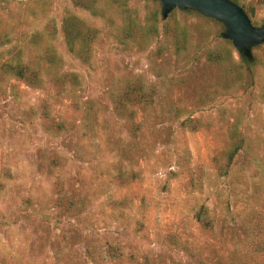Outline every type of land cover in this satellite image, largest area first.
I'll list each match as a JSON object with an SVG mask.
<instances>
[{
    "label": "rangeland",
    "instance_id": "obj_1",
    "mask_svg": "<svg viewBox=\"0 0 264 264\" xmlns=\"http://www.w3.org/2000/svg\"><path fill=\"white\" fill-rule=\"evenodd\" d=\"M241 1L261 26L264 0ZM104 8L111 20L70 0H0V64L38 62L52 45L62 70L81 80L73 93L56 85L54 71L41 88L0 74V257L7 264H264V42L247 62L233 45L230 56L214 62L207 54L226 49L216 21L200 13L169 17L175 9L163 19L158 0H133L129 12L139 23L157 13L159 34L141 45L123 43L115 27L122 9L107 2ZM68 13L100 29L88 63L66 49L61 23ZM162 19L185 27L181 53L164 35ZM136 76L159 90L153 106L139 112L142 129L133 138L107 87ZM87 101L95 132L85 136ZM43 107L68 130L45 132ZM187 118L201 127L181 128ZM233 130L244 145L228 175L219 176L213 158L229 147ZM52 152L62 165L48 163L43 154ZM119 170L139 178L121 185ZM58 176L69 198L83 200L73 213L47 201ZM200 206L209 209L210 228L195 218ZM108 244L120 248L118 258L105 252Z\"/></svg>",
    "mask_w": 264,
    "mask_h": 264
},
{
    "label": "trees",
    "instance_id": "obj_2",
    "mask_svg": "<svg viewBox=\"0 0 264 264\" xmlns=\"http://www.w3.org/2000/svg\"><path fill=\"white\" fill-rule=\"evenodd\" d=\"M70 1L75 6L91 12L94 16L103 19L105 18L106 20H111V16L108 15L107 9L104 8V4L106 2L109 6L116 4L119 9H122V18H120L121 23L119 22L115 25L117 30L116 35L123 43L130 41L141 45L149 38L159 34L157 19H155L157 13H154L152 15L154 17L147 23H139L137 12L134 10L133 15L129 12L128 3L133 0ZM232 1L244 6V3L241 0ZM176 12L200 15L199 12L191 9H175L169 17H172ZM206 18L216 21L221 30H224V26L221 22L210 17ZM162 21L164 35L171 39L175 53H181L186 49L187 43V31L185 27L177 22L172 24L163 19ZM49 29V36H52L51 38H53V35L55 34L54 27L51 25ZM61 32L67 51L81 61L88 63L91 56V45L99 36L100 29L87 24L80 17L68 13L62 19ZM225 42L226 49L223 52L217 50L207 54L209 60L219 62L225 57L231 55L233 44L230 40H226ZM4 43L5 41L0 36V46ZM239 54L244 62L248 61L249 58L245 57L242 53ZM62 69L61 59L57 56L55 48L52 45H48L46 49H44L38 62L5 61L0 64V74L13 76L33 88H41L46 81L45 75L54 71L53 81L56 85L64 88V91L66 89V92L74 93V90L80 86V75L77 72ZM67 84L69 86L68 88H66ZM158 90L159 86L156 83L147 82L143 76L119 78L116 80L112 79L108 84L107 94L112 103L113 112L117 117L123 120L127 131L133 138H137L142 129V122L138 120L139 112L144 113L153 106L158 95ZM85 108L81 126L83 135L88 136L93 135L95 132L92 114L93 104L87 101L85 103ZM41 120L44 131L49 134L60 135L68 130L64 121L52 117L46 107H43L42 109ZM179 125L181 128L195 131L201 127V122L198 119L187 118L182 120ZM230 139L229 147L213 158V164L219 176L228 175L236 155L244 145V139L238 131L233 130ZM43 156L51 165H62L59 155L54 152L50 154L44 153ZM137 178H139V174L132 171L125 173L119 170L116 173V179L121 185L128 184ZM191 181H194V177H191ZM52 187L55 196L47 200L51 207L57 208L63 213L70 214L76 211L83 203L82 199L74 200L67 196L63 180L60 176L56 177ZM195 218L204 228H210L213 225V219L209 215V209L206 206L199 207L195 213ZM167 240L175 245H182L180 238L177 235H168ZM186 249L188 248L186 247ZM105 252L113 258H118L121 255L120 248L117 245L112 244H108L105 247ZM0 264H7V262L0 257Z\"/></svg>",
    "mask_w": 264,
    "mask_h": 264
},
{
    "label": "water",
    "instance_id": "obj_3",
    "mask_svg": "<svg viewBox=\"0 0 264 264\" xmlns=\"http://www.w3.org/2000/svg\"><path fill=\"white\" fill-rule=\"evenodd\" d=\"M161 16L166 19L174 9H191L221 22L222 37L230 40L235 49L245 57L251 56V49L264 42V23L252 24L243 7L232 0H158Z\"/></svg>",
    "mask_w": 264,
    "mask_h": 264
}]
</instances>
